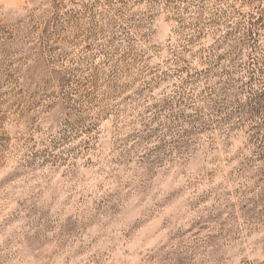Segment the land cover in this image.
Segmentation results:
<instances>
[{
    "label": "rangeland",
    "instance_id": "1",
    "mask_svg": "<svg viewBox=\"0 0 264 264\" xmlns=\"http://www.w3.org/2000/svg\"><path fill=\"white\" fill-rule=\"evenodd\" d=\"M0 264H264V0H0Z\"/></svg>",
    "mask_w": 264,
    "mask_h": 264
}]
</instances>
